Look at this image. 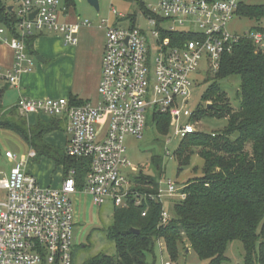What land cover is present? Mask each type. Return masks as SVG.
I'll list each match as a JSON object with an SVG mask.
<instances>
[{"label": "built area", "instance_id": "built-area-1", "mask_svg": "<svg viewBox=\"0 0 264 264\" xmlns=\"http://www.w3.org/2000/svg\"><path fill=\"white\" fill-rule=\"evenodd\" d=\"M5 1L12 4L19 20L17 37L8 38L0 29V41L14 52V66L0 67V83L10 86H16L20 75L31 71L28 38L50 32L61 35L66 44L76 45L80 30L91 26L89 21L62 23L61 0ZM244 2L158 0L155 9L148 8L143 14L149 24L147 31L117 28L103 21L107 35L97 103L76 106L64 98L18 101L15 108L21 115L64 121L67 157L87 160L89 168L81 189L75 170L68 171L59 188H44L24 170V160L6 152L14 166L0 180V264H73L71 249L78 225L74 199L78 195L89 196L99 208L111 202L115 209H141L142 217H146L151 202H160L161 224H168L171 214L165 197L184 201L183 187L164 179L157 194L136 190V168L127 156L126 138H143L147 112L152 117L169 116L179 141L198 132L190 121L193 113L188 106L193 76L202 62L209 73L217 72L222 57L242 38L251 39L257 51L264 52V31L237 36L228 30L229 24L240 18ZM184 35L190 39L183 41L180 36ZM36 156L31 150L26 158ZM1 190L5 191L3 197Z\"/></svg>", "mask_w": 264, "mask_h": 264}, {"label": "trees", "instance_id": "trees-1", "mask_svg": "<svg viewBox=\"0 0 264 264\" xmlns=\"http://www.w3.org/2000/svg\"><path fill=\"white\" fill-rule=\"evenodd\" d=\"M64 6L74 8L75 3L65 0ZM140 8L148 13L142 3ZM238 15L255 22L254 31H264V4L244 2ZM18 21L5 1L0 0V29L8 38L18 36ZM180 37L183 41L190 39ZM35 40V36L27 40L30 55H34ZM210 74L212 82L203 97L207 106L193 113L190 121L210 117L227 120V125L220 133L197 132L188 136L174 152L178 174L190 166L197 154L204 161L202 176L183 186L186 199L174 203L166 225L161 224L160 202L150 203L146 217L134 207L115 209L107 237L115 245L116 254H100L84 264H147L148 255L161 241L173 261H177L180 247L187 242L201 261L224 264L229 245L238 241L245 251L244 264H264V52L257 51L251 39L242 38L222 57L219 70ZM233 76L241 80L237 108L219 85ZM69 101L76 106L86 104L76 98ZM15 112L16 108L5 112L0 96V130L18 135L36 152L37 159L46 157L62 166L65 177L69 170H75L81 189L88 161L69 158L65 150L49 146L44 140L52 132L65 131V124L52 119L30 126L26 120H10L8 116ZM170 121L169 116L154 115L158 134H169ZM151 164L155 176L141 171L133 181L139 192L157 194L164 175L163 162L153 156Z\"/></svg>", "mask_w": 264, "mask_h": 264}, {"label": "rangeland", "instance_id": "rangeland-1", "mask_svg": "<svg viewBox=\"0 0 264 264\" xmlns=\"http://www.w3.org/2000/svg\"><path fill=\"white\" fill-rule=\"evenodd\" d=\"M73 1L75 8L80 13L81 21H89L93 25V29H97L103 21H108L117 28L130 29L136 27L143 31L149 29V24L145 15H143L144 10L140 8L141 3L144 5L145 10H149L148 8L155 9L158 2V0H99L100 11L97 12L89 5L87 0ZM245 2L250 4H264V0H246ZM5 3L8 7H12L11 3L7 1ZM64 3L65 0H61V7ZM256 26L257 24L251 20L235 18L229 24L228 30L233 35L243 36L253 33ZM33 61L36 65H39L36 57H33ZM95 74L96 72L93 74L94 77ZM210 77L212 78V75L209 73L207 64L202 62L199 71L193 76V87L189 95L188 106L190 112L195 113L197 110L207 106L203 101V97L211 85L212 81H210ZM240 84L241 80L239 76H233L219 82L221 89L228 94L235 108L239 107V100H237L236 95L240 89ZM26 117L28 116L21 115L18 111L8 116L10 120L15 122L27 121ZM47 118L53 119L51 117ZM192 123L195 124L198 132L211 134L222 132L227 125V120L202 117L199 121ZM168 132L169 134L165 137L158 134L157 127L153 122L152 113L147 112V128L143 138L139 140L131 136L126 138L125 146L127 156L136 168L135 176L143 171L146 175L152 177L155 176L156 171L151 164V158L153 156L160 157L164 168L163 182L164 179L171 180L183 187L188 180L202 176L204 161L199 155L195 154L191 159L190 166L178 174L179 165L174 156V152L178 148L180 141L174 136V128L171 121ZM67 137L68 134L65 131H56L46 135L45 141L49 144L64 148ZM23 142L14 133L0 131V180L6 178L13 168V165L9 164L5 157L7 151L16 155L18 161L26 159L28 145ZM34 164L40 165L34 170V175L41 186L48 184V186L54 187L60 183L57 177L60 169L53 160L40 157ZM85 178L86 176L84 177L83 185H85ZM162 188L166 189L165 185H162ZM4 194L5 191L1 190L2 197ZM164 201L167 211L171 214V209L178 200H171L165 197ZM75 209L81 222L74 228V244L71 249L73 264H84L100 254L115 255V245L107 237V230L114 222L115 208L113 204L107 202L99 208L93 205L91 198L87 200L84 198L80 200L78 198L77 201L75 199ZM160 243H157L154 251L148 255L147 264H162V261L171 262L172 264H208V262L201 261L198 258L190 249L189 243L187 242L184 246L180 247V254L177 261L171 260L165 249V244L162 241ZM225 257L226 261L224 264H244L245 251L242 243L238 241L231 243L226 251Z\"/></svg>", "mask_w": 264, "mask_h": 264}, {"label": "crops", "instance_id": "crops-1", "mask_svg": "<svg viewBox=\"0 0 264 264\" xmlns=\"http://www.w3.org/2000/svg\"><path fill=\"white\" fill-rule=\"evenodd\" d=\"M60 21L70 25L82 22L77 8L66 9L64 5L60 7ZM92 26L91 24L90 27H84L80 30L77 35L78 43L76 45L66 44L63 37L56 33H36L34 55H31V57H40L42 61H38L39 65H36L33 61L31 71L20 75L16 86H10L5 82L0 83V96L2 97L5 112L9 113L10 110L15 109L21 98L29 100L62 98L70 100V98H76L85 103H97L99 100L98 88L102 79V61L107 33L102 23L97 29H93ZM13 66V50L9 44L0 41V67L12 68ZM94 72H96L95 77L93 75ZM26 118L30 126L36 125L38 121L50 122L52 120L39 115H30ZM61 122L65 124L66 129V123L64 121ZM67 142L68 137L63 148L45 141L49 146L63 150H65ZM27 147L28 152L34 151L29 146ZM23 160L25 161L24 170L35 177L34 170L40 166L34 164L37 161V156L34 159L26 158ZM8 163L14 166V163L9 160ZM58 168L60 173L58 172L57 177L60 183L54 187H50L48 184H44L42 187L59 188L62 185L65 179L64 169L62 166ZM78 198L87 200L90 197L78 195L75 198L76 201ZM76 220L77 223L81 222L77 212Z\"/></svg>", "mask_w": 264, "mask_h": 264}, {"label": "water", "instance_id": "water-1", "mask_svg": "<svg viewBox=\"0 0 264 264\" xmlns=\"http://www.w3.org/2000/svg\"><path fill=\"white\" fill-rule=\"evenodd\" d=\"M87 2L89 3V5L91 7H93L97 12L100 11V7H99V0H87ZM9 10L12 11L13 10V7H9ZM37 14L34 13L31 15V19H33L35 17V15ZM37 61H42V59L40 57L37 58ZM210 106V105H209ZM132 232L136 233V234H139V231H136V230H132Z\"/></svg>", "mask_w": 264, "mask_h": 264}]
</instances>
